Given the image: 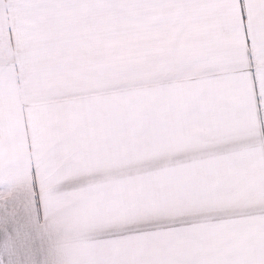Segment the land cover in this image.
Masks as SVG:
<instances>
[{
    "label": "snow or ice",
    "instance_id": "6c2138e0",
    "mask_svg": "<svg viewBox=\"0 0 264 264\" xmlns=\"http://www.w3.org/2000/svg\"><path fill=\"white\" fill-rule=\"evenodd\" d=\"M0 264H264V0H0Z\"/></svg>",
    "mask_w": 264,
    "mask_h": 264
}]
</instances>
